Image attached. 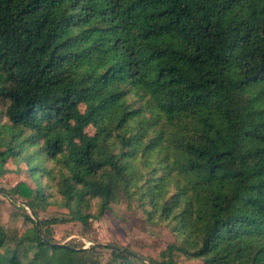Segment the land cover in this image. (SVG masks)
Listing matches in <instances>:
<instances>
[{
    "label": "trees",
    "instance_id": "trees-1",
    "mask_svg": "<svg viewBox=\"0 0 264 264\" xmlns=\"http://www.w3.org/2000/svg\"><path fill=\"white\" fill-rule=\"evenodd\" d=\"M93 128L90 133L87 129ZM0 192L37 217L0 264H95L51 239L59 205L90 226L140 205L174 236L163 259L264 264V0H0ZM165 256V257H164Z\"/></svg>",
    "mask_w": 264,
    "mask_h": 264
},
{
    "label": "rangeland",
    "instance_id": "rangeland-1",
    "mask_svg": "<svg viewBox=\"0 0 264 264\" xmlns=\"http://www.w3.org/2000/svg\"><path fill=\"white\" fill-rule=\"evenodd\" d=\"M87 130L93 132L92 127ZM20 166L10 160L3 171H0V189L9 190L26 178L25 169L21 170L26 165L22 164L21 168ZM28 214L37 221V217L28 207L0 192V225L7 229L10 236V241L1 249L2 252L9 246L18 248L20 252L28 248L29 257H33L37 245L20 242L22 236L30 232L28 230L35 224L26 218ZM40 217L60 219V222L51 228V239L57 243L77 248L91 247L99 243L97 245L102 248L98 249V260L95 264H111V250L106 245L112 243L128 246L147 257L162 260V252L174 241L172 231L167 225L151 221L140 205L128 206L123 201L112 203L111 208L100 219L91 218V224L87 227L83 222L71 219L68 210L59 205L40 209ZM174 260L175 264H200L199 261L190 260L183 254L175 253Z\"/></svg>",
    "mask_w": 264,
    "mask_h": 264
}]
</instances>
